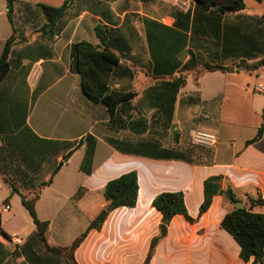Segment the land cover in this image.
<instances>
[{
  "label": "crops",
  "instance_id": "1",
  "mask_svg": "<svg viewBox=\"0 0 264 264\" xmlns=\"http://www.w3.org/2000/svg\"><path fill=\"white\" fill-rule=\"evenodd\" d=\"M66 1L15 0L11 22L6 0H0V57L8 39L16 36L11 71L0 84V116L9 127L16 126L14 116L23 118L38 137L79 146L35 206L38 219L49 224L48 243L70 246L107 207V183L136 171V206L112 211L102 229L92 231L75 252L78 264H144L162 220L153 201L163 192L178 191L194 221L175 216L150 264H252L253 259H241L238 243L221 222L237 203L264 215V204L250 201L264 200V133L249 143L264 115V75L259 71L264 65L257 66L264 61V0H244L245 8L225 14L219 30L209 22L212 10L195 2L190 10L180 11L179 0H74L52 33L45 28L42 6L60 7ZM98 27L107 29L105 43L97 36ZM81 41L115 52L120 64L110 89L137 94L118 107L113 119L107 106L85 97L81 78L73 70V46ZM191 53L198 66L178 88L173 83L182 77L180 70ZM205 64L224 69L203 73L196 83L195 75ZM240 75L248 77L245 83ZM135 118L148 121L146 133L136 135L128 129ZM192 131L213 135L215 144H195ZM88 136L96 140L91 163L86 164L90 173L81 169L87 144H79ZM108 140L120 142L122 150ZM162 150L173 155H156ZM213 176L222 178L221 188L200 215L204 182ZM3 185L0 178V188ZM81 188L84 193L76 199ZM228 188L237 203L223 193ZM9 192L0 204V242L8 252L3 264H27L14 251L35 235L36 227L33 223L26 238L21 237L24 228L9 230L10 219L4 215L11 214L15 196L21 203Z\"/></svg>",
  "mask_w": 264,
  "mask_h": 264
},
{
  "label": "trees",
  "instance_id": "2",
  "mask_svg": "<svg viewBox=\"0 0 264 264\" xmlns=\"http://www.w3.org/2000/svg\"><path fill=\"white\" fill-rule=\"evenodd\" d=\"M14 1L6 0L7 15L11 22ZM73 1L67 0L60 7L43 5V13L48 21L45 28L55 33L59 21L66 15ZM194 2L206 10H212L209 22H212L217 30L223 26L225 14L237 13L245 8L244 0H235L232 4H220L217 0H194ZM96 33L100 40L105 43L107 29L98 27ZM215 35L218 38V32ZM15 41V35L8 39L0 57V84L11 71V54ZM73 55V70L81 78L85 97L92 103H102L107 106L109 115L113 119L118 107L130 102L137 95L135 92H118L110 89V79L114 70L119 67L120 57L107 47L102 48L86 41L78 42L73 46ZM190 55V60L180 70L182 77L173 83L178 88L186 84V77L193 74L198 66L196 55L193 53ZM262 65H264V61L260 62L258 67ZM243 66L239 64V68H243ZM220 69L223 70L224 68L218 65L205 64L203 70L195 75L196 83L203 73ZM12 119L15 127L6 125L0 116V178L11 190L10 197L18 195L21 198V204L29 212L36 227L35 235L23 246H18L14 255L23 256L27 264H61L59 259H62L65 264H78L75 260V252L87 236L92 231H100L112 211L118 208H134L136 206L139 194L138 174L136 171H131L109 181L104 191L108 205L90 222L86 231L68 247L52 246L47 239L49 224L38 219L35 206L40 199L42 190L52 184L55 175L68 162L79 146L65 141L40 138L26 125L25 119L19 120L15 116ZM127 127L132 133L142 135L148 131L149 123L143 118H135L129 121ZM263 133L264 115L257 136L249 143L258 141ZM108 141L117 149L122 150L123 146L120 142ZM84 143L87 144V155L81 169L90 173L86 164L91 163L96 140L92 136H88L79 144ZM61 153L66 154L57 164L55 160ZM172 153L162 150L156 155L170 157L173 155ZM46 164H50L53 168L48 174V179L37 184V177ZM221 180L220 176H213L204 182V201L200 207V215L208 211L214 197L218 195ZM83 193L84 189H79L75 198L82 197ZM223 193L231 203L238 202L231 188L226 189ZM9 199L5 200L4 203L7 204ZM250 201L253 205L264 204L263 199L251 197ZM153 207L162 214V220L159 226V234L151 240L150 250L144 264L151 263L158 243L167 236L169 225L175 216L183 215L190 222L194 221L187 212L183 192H163L154 199ZM221 226L238 243L241 250L240 257L243 261L249 262L253 259L252 264L264 263L263 214L254 213L243 207L234 208L224 216ZM1 233L7 240L11 241L6 233ZM37 247L44 250L47 256L41 255ZM6 255L8 252L0 242V264H3Z\"/></svg>",
  "mask_w": 264,
  "mask_h": 264
},
{
  "label": "rangeland",
  "instance_id": "3",
  "mask_svg": "<svg viewBox=\"0 0 264 264\" xmlns=\"http://www.w3.org/2000/svg\"><path fill=\"white\" fill-rule=\"evenodd\" d=\"M261 70H264V68L261 67L259 69L260 76L264 75V72H261ZM239 78L241 80H243L244 83H245L246 79H248V77H245L244 75H240ZM246 106H247V104H246ZM245 118H246V115H245ZM191 139H192V137H191ZM52 168H53V166H51L50 164H46V166H44L41 173L37 177V184L48 179V174L50 173ZM9 195H10V192H9L8 186L3 185V187L0 188V204H1V199L4 197L3 198V200H4V199L8 198ZM12 207H13V209H12L11 214L4 215L8 219H10L9 226H8V227H10L9 230L18 232V231H20L21 228H24L26 231L21 237L26 238L29 235H31L32 230H33V221L31 219V216H30L29 212L22 206V204L20 203V201L17 199L16 196L12 199ZM12 215H14V216H12ZM9 248L12 249L13 246H11ZM39 251L41 253H43L42 249ZM11 262L12 261H9V264H18L15 260L13 261L14 263H11Z\"/></svg>",
  "mask_w": 264,
  "mask_h": 264
},
{
  "label": "built area",
  "instance_id": "4",
  "mask_svg": "<svg viewBox=\"0 0 264 264\" xmlns=\"http://www.w3.org/2000/svg\"><path fill=\"white\" fill-rule=\"evenodd\" d=\"M194 2V0H179L178 1V9L180 11H188L191 8V4ZM191 137L193 139V142L198 145L208 146L211 147L215 144V137L210 134H206L204 132H191ZM5 210H9V206H5ZM17 243L20 244L21 241L17 240Z\"/></svg>",
  "mask_w": 264,
  "mask_h": 264
},
{
  "label": "water",
  "instance_id": "5",
  "mask_svg": "<svg viewBox=\"0 0 264 264\" xmlns=\"http://www.w3.org/2000/svg\"><path fill=\"white\" fill-rule=\"evenodd\" d=\"M235 206H236V208H241L242 207V204L241 203H237Z\"/></svg>",
  "mask_w": 264,
  "mask_h": 264
}]
</instances>
